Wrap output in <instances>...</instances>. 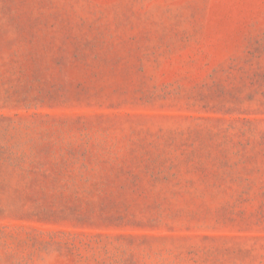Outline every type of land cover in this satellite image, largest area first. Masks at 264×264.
Listing matches in <instances>:
<instances>
[{
	"label": "rangeland",
	"instance_id": "rangeland-1",
	"mask_svg": "<svg viewBox=\"0 0 264 264\" xmlns=\"http://www.w3.org/2000/svg\"><path fill=\"white\" fill-rule=\"evenodd\" d=\"M0 264H264V0H0Z\"/></svg>",
	"mask_w": 264,
	"mask_h": 264
}]
</instances>
